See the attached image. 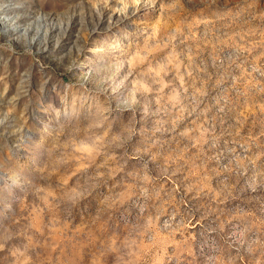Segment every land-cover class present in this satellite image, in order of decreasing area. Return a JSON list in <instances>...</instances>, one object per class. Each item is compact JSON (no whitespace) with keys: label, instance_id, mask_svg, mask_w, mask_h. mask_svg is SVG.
Returning a JSON list of instances; mask_svg holds the SVG:
<instances>
[{"label":"rangeland","instance_id":"1","mask_svg":"<svg viewBox=\"0 0 264 264\" xmlns=\"http://www.w3.org/2000/svg\"><path fill=\"white\" fill-rule=\"evenodd\" d=\"M0 264H264V0H0Z\"/></svg>","mask_w":264,"mask_h":264},{"label":"bare ground","instance_id":"2","mask_svg":"<svg viewBox=\"0 0 264 264\" xmlns=\"http://www.w3.org/2000/svg\"><path fill=\"white\" fill-rule=\"evenodd\" d=\"M9 29H11V32L17 31V33L20 30V29H18V27H15V28H7V30H9ZM5 32H6V30H5Z\"/></svg>","mask_w":264,"mask_h":264}]
</instances>
